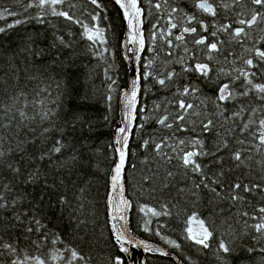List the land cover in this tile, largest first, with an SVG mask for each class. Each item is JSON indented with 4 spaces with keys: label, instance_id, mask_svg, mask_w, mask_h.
I'll use <instances>...</instances> for the list:
<instances>
[{
    "label": "snow or ice",
    "instance_id": "snow-or-ice-1",
    "mask_svg": "<svg viewBox=\"0 0 264 264\" xmlns=\"http://www.w3.org/2000/svg\"><path fill=\"white\" fill-rule=\"evenodd\" d=\"M89 2L96 9L104 8L100 0H89ZM146 2L149 9L155 10L156 21L152 23L150 34L147 36L142 30V18L145 15L143 0H115V3L123 10V17L127 21V40L124 47L131 53V56H125V59H134L138 67L134 69L136 75L131 81L130 90L123 93L124 113L121 121L123 126L116 128L113 144L109 145L117 159L111 168L108 217L112 236L121 254L116 255L111 260V264H128L133 249H142L146 253L158 252L163 256L170 255L169 252L161 248H153L144 240L136 239L129 233L127 212L130 204L125 197L124 173L134 123L138 115L147 111L145 107L138 108V94L145 90L142 85L145 82H151L163 88H170L175 84L177 77L185 73L198 74L208 80L212 79V73L217 74L218 83L213 101L215 104L213 116L215 118L199 119L198 127L202 132L208 133L216 128L217 121L223 120L224 123L231 121V125L224 131L239 147H230V141L224 138L218 140L215 151H209L205 149V142L199 136L188 140L179 139L175 147L170 144L172 137L169 136L160 138L158 142L145 139L141 147L151 146L153 152L169 164L173 159L177 160L180 167L184 169L185 176L191 173L193 176L199 177V182H193L195 190L207 189L212 194V200L226 198L231 202V207L237 209L235 215L231 214L229 209V215L222 219L221 227L224 228V233L219 236H217L215 221L209 222L201 218L198 213L192 212L184 220L186 240L199 246L200 249H211L215 243L214 254L221 264H226L227 258L232 256L236 250L233 242L234 236L250 235L251 240L255 241V244L246 248L241 244L239 251L251 254L255 253L259 246V251L264 253V206L253 207L252 211L238 207V205L246 203L243 193L264 192V185L236 182L229 186L227 195L223 196L221 191L223 184L219 177L224 173L221 171L219 175L213 174L210 177L205 171L207 166L199 162L200 157H213L215 162L219 163L222 157L218 153L222 149H229L231 159L238 162L237 166L244 160L253 159V155L250 154L253 149L264 156V0H193L197 12L202 13L204 17L213 18L211 24H208L201 16L183 12L178 6H173L172 0H146ZM33 7L39 9L37 19H41V22L43 16L50 14L80 25L83 28L82 36L91 42L90 48L96 44L106 43L105 30L95 23L100 19L98 12L90 13L93 22L90 25L80 20L72 11L76 8L72 0H26L25 11ZM221 11H223L226 22L217 23ZM8 14L15 15L13 12ZM16 23H21V21L17 20ZM9 27H13V25L10 24ZM256 30L261 35H254ZM2 31L4 29L0 28V32ZM61 43H64L62 39ZM128 45H132V47H128ZM189 45L192 47L190 48ZM232 45L240 49V53L234 51ZM181 50L183 55L180 54ZM25 51L28 50L25 49ZM105 51L107 49L97 50L95 55L103 57ZM144 53H153V55L148 57L142 55ZM30 55L35 58L39 54L30 53ZM221 56H223L222 62L220 61ZM25 60L27 61V57ZM157 60H159V64L154 67ZM176 64L180 66V72L170 68L171 65ZM214 64L215 66H213ZM34 70L43 71L42 69ZM14 73L15 70L9 64L4 72V77L8 78L10 74ZM65 74L61 69L59 75ZM221 77L225 79H221ZM108 79L110 80L108 87L111 91L116 81L110 76ZM56 87L60 88L59 82ZM50 90L49 85V88L40 91L50 92ZM147 90L151 91V88ZM198 92V88L188 84L183 85L182 88H176L171 99L166 97L162 103L154 106L155 109H163L164 112L163 115L156 117L155 123L174 132L177 130L187 131L186 122L190 116L195 115L198 118L203 116L202 111H196L200 106L187 100V97L195 96ZM65 94H67V90H65ZM23 96V90L14 96H9L7 91L0 92V170L6 169L13 174L14 178L21 177L29 184L38 183L41 179L39 168L29 171L24 177V171L14 162V158L21 146L42 144L39 157L34 151L32 159L47 160L48 165L53 168L51 185L48 183V173H43L45 178L40 196L42 203L45 196L49 194L44 189L66 186L65 172L75 175L76 172L85 170L84 153L77 149L76 143H66L65 138L69 134H75L76 126L79 124L81 128L79 139H87L83 131L87 120L73 112L72 119L65 120L60 126L58 124L61 119L60 113L56 109L44 107L39 109L33 107L34 114L30 116L27 105L19 104V100ZM5 98L10 103H5ZM83 99H87V97L85 96ZM107 99L110 101L111 95ZM251 101L259 103L252 105ZM40 103L43 104V101ZM229 103L235 110L226 114L229 112ZM169 106L172 111H169ZM195 123L193 121L194 125ZM224 123L220 125L222 128ZM135 126L137 129H142L144 124ZM192 130L196 131V128L194 127ZM88 131H91L90 126ZM53 132H59V138L50 140V135ZM217 135L218 138L221 136L220 133ZM5 144L9 146L7 149L4 147ZM166 148L175 155L165 152ZM21 156H23V152ZM256 163L264 165V160L256 161ZM156 174L158 175V173ZM173 176L172 171L166 172L165 177L162 178L164 187H168V178ZM153 178L155 176H144L142 179L145 182H150ZM73 183L75 182L73 181ZM0 188L4 190L0 192V210L12 209L8 226H18L25 234L27 241L25 248H21L18 241L6 242L0 238V257H5L3 264H49L50 260L53 264L57 261H63V264H80V262L90 264L89 259L75 247L65 246L63 250L53 247L47 254L43 253L42 250L46 245L55 246L62 243L61 234L52 233L36 214H29L27 210H18L16 205L22 202L23 197L13 198L9 201L4 195V192L12 191L11 184L0 182ZM74 190L79 192V195L73 198L76 201L75 204L65 194H58L57 204L62 209L70 210L69 219L75 221L79 227L85 224V221L79 217L85 214L82 197L86 190L83 187ZM180 191H184V189H180ZM160 207L161 210L158 211L148 205H141L139 211L157 218L161 215H171L167 204H162ZM209 211L213 215L224 216L223 210L220 213H215L210 207ZM241 222L244 228L243 233L235 227V224ZM149 223L151 221L145 220V232L150 231ZM155 234L171 247L176 249L181 247L175 240L162 235L159 230ZM28 248H32L40 254H31L27 251Z\"/></svg>",
    "mask_w": 264,
    "mask_h": 264
},
{
    "label": "trees",
    "instance_id": "trees-1",
    "mask_svg": "<svg viewBox=\"0 0 264 264\" xmlns=\"http://www.w3.org/2000/svg\"><path fill=\"white\" fill-rule=\"evenodd\" d=\"M72 2L76 5L72 11L86 24L91 25L93 23L90 13H100V19L95 23L105 30V44H96L90 48L91 42L82 36L83 28L78 24L64 20L62 17L49 14L43 16L41 22V19H37L39 9L33 7L25 11L26 0H0V28L4 29L0 32V92L7 91L9 96H14L23 90L24 96L20 98L19 104L27 105L30 116L34 114L33 107L37 109L42 107L53 108L60 113L61 119L58 121L60 126L65 120L70 121L72 119L73 112L86 118L87 123L84 125L83 131L87 139H79L81 132L79 124L76 126V133L69 134L65 138L66 143H76L77 149L84 153L85 170L76 172L75 175L65 172L66 186L44 189L49 194L41 203L40 196L45 178L43 173H48L47 179L51 185L53 168L48 165L47 160L32 159L34 151L39 157L42 144H27L21 146L20 151L15 155L14 162L22 168L24 177L29 171L39 168L41 172L40 181L29 184L25 179L14 178L12 173L3 169L0 170V182L13 186L12 191L4 192L9 201L13 198L23 197L22 202L16 205L18 210H27L29 214H36L52 233L61 234L62 243L55 246L46 245L42 250L43 253L47 254L53 247L63 250L65 246H70L78 248L89 259L90 264H111V260L116 255L121 254L108 225L105 196L109 187L111 168L116 160V155L109 145L113 144L114 132L119 126V94L126 87L128 76V67L121 52L125 23L121 10L111 0H100V3L104 5L103 9H96L89 0H72ZM172 4L178 6L183 12L201 16L208 24L213 21L212 17H204L202 13L197 12L193 0H172ZM143 7L145 9L143 31L147 36L150 34L152 23L156 22L155 10L149 9L146 0H143ZM9 12H13L15 15H9ZM17 20H20L21 23L17 24ZM222 22H226L223 11L217 18V23ZM10 24L13 27H9ZM254 35L258 36L261 33L256 30ZM61 39L64 43H61ZM189 47L192 46L189 45ZM232 48L240 53V49L236 48L235 45H232ZM104 49L107 51L104 52L103 57L95 55L97 50L103 51ZM30 53H38L39 55L33 58ZM180 54L183 55L182 50ZM142 55L151 57L153 53ZM25 57H27V61ZM220 61H223V56L220 57ZM9 64L12 65L15 73L5 78L4 72ZM158 64L159 60L156 61L154 67ZM170 68L180 72L178 64L171 65ZM34 69H42L43 71L37 72ZM61 69L66 73L63 76L59 75ZM253 70L255 71V69ZM211 75L212 79L208 80L198 74L185 73L177 77L175 84L170 88H163L151 82H145L142 85L145 90L139 94L138 108L145 107L147 111L138 115L135 125L144 124V127L137 129L134 126L129 142V155L125 170L127 196L132 207L131 229L135 235L167 247L186 264H221V261L214 254L215 243L211 249H200L199 246L185 239V218L192 212H196L201 218L209 222L215 221L217 236H219L224 233V228L221 227L222 219L229 215V209L233 215L236 214L237 209L231 207V202L226 198L212 200V194L207 189L195 190L193 182H199L198 176H193L191 173L185 176L184 169L180 167L177 160L173 159L169 164L157 156L151 146L141 147V145L145 139L158 142L160 138L169 136L172 137L170 144L175 147L179 139L188 140L199 136L205 142V149L209 151H215L218 140L224 138L230 141V147H239L232 137L225 134L224 131L231 125V121L227 123H224L223 120L217 121L216 128L208 133L202 132L198 127L199 119L215 118L213 116L215 112L213 101L218 80L216 73ZM109 76L116 81L111 91L108 87ZM221 79L225 78L221 77ZM57 82L60 84L59 89L56 87ZM186 84L199 89L195 96H189L187 100L199 105L200 107L196 111H202L203 116L199 118L195 115L190 116L186 122L187 131L177 130L174 132L162 128L155 123V119L164 114L163 109L157 110L154 106L162 103L166 97L171 99L176 88H182ZM49 85L50 92L40 91L49 88ZM148 88H151V91H148ZM65 90H67V94H65ZM109 95L112 97L110 101L107 99ZM85 96L87 99H83ZM40 101H43V104ZM5 103H10V101L5 98ZM258 103V101L250 102L252 105ZM228 109L229 112L226 114L235 110L231 103L228 104ZM169 111H172L170 106ZM193 121L196 122L195 125ZM222 123H224L223 128L220 126ZM89 126L91 131H88ZM194 127L196 131L192 130ZM218 133L221 134L219 138ZM237 135H239L238 132ZM56 138H59V132L51 133L50 140ZM4 147L7 149L9 146L5 144ZM164 151L170 155H175L168 148ZM22 152L23 156H21ZM250 154L253 155V159L244 160L239 166H237L238 162L231 159L229 149H222L218 153L222 157L219 163L215 162L213 157H200L199 162L207 166L205 171L210 177L213 174L219 175L221 171L224 173L219 178L223 184L222 195L226 196L229 186L236 182L264 185V165L256 163V161L264 160V156L257 153L255 149ZM167 171H172L174 176L168 178V187H164L162 178L165 177ZM144 176H155V178L150 182H145L142 179ZM79 187L86 190L82 197L85 214L79 217L85 221V224L77 227L76 222L69 219L70 210L62 209L57 204V200L58 194H65L75 204L76 201L73 198L79 195V192L74 189ZM180 189H184V191H180ZM3 191L0 188V192ZM243 195L246 203L238 205V207L252 211L253 207L264 206V192L255 191L243 193ZM162 204L169 206L171 215H161L157 218L139 211L141 205H148L160 211ZM210 207L215 213H220L223 210L224 216L211 214ZM11 212V208L7 211L0 210V221H3L0 223V238L6 242L18 241L19 246L25 248L27 244L25 234L18 226H8V221L11 220ZM145 220L151 221L148 224L150 229L148 232L144 231ZM235 227L241 233L244 232L242 222L235 224ZM157 230L162 235L175 240L181 247L176 249L166 244L160 236L155 234ZM233 242L236 250L232 256L227 258L226 264H264V253L259 251V246H257L255 253L249 254L239 251L241 244L245 248L255 244L250 235L234 236ZM27 251L31 254H40L32 248H28ZM137 254L138 251L132 250L130 260L135 261ZM4 259L5 257H0V264H3ZM146 260L148 264H174L167 257H147ZM49 264H53V262L50 260ZM55 264H63V261H57Z\"/></svg>",
    "mask_w": 264,
    "mask_h": 264
},
{
    "label": "water",
    "instance_id": "water-1",
    "mask_svg": "<svg viewBox=\"0 0 264 264\" xmlns=\"http://www.w3.org/2000/svg\"><path fill=\"white\" fill-rule=\"evenodd\" d=\"M113 1L115 2V0H113ZM121 11H122V13H123V10H122V9H121ZM123 19H124V18H123ZM124 22H125V32H124V37H123V40H122V43H121L122 55H123V58H124V60H125V62H126V64H127V66H128V62L130 61V63H131V67L135 69V68L138 67V66L135 64L134 59H127V60L125 59V56H129V55H128L127 48L124 47V44H125V42H126V40H127V31H128V29H127V21H126L125 19H124ZM142 30H143V23H142ZM128 47H132V45H128ZM130 56H131V55H130ZM133 72H134V73H129V72H128V76H127V85H126V87H125L124 89H122V90L120 91V95H119V98H120L119 106H120V116H121V121L123 120V113H124L123 93H124L125 91H129L130 88H131V81L135 78V75H136L135 71H133ZM128 80H129V83H128ZM139 94H140V93H139ZM139 94H138V101H139ZM138 104H139V103H138ZM121 121H120L118 127L123 126L122 123H121ZM134 126H135V123H134ZM134 126H133V129H134ZM131 136H132V134H131ZM131 136H130V140H131ZM114 137H115V133H114ZM130 140H129V142H130ZM127 161H128V159H127ZM113 166H114V165H113ZM126 166H127V163H126ZM126 166H125V167H126ZM124 178H125V173H124ZM125 189H126V191H125V197L129 200V198H128V196H127L126 178H125ZM109 191H110V184H109V187H108V189H107L106 196H105V203H106V210H107L108 225H109L110 230H111V223H110V221H109V217H108V193H109ZM129 204H130V207H129L128 212H127L128 221H129L127 227H128V231H129V233H130L132 236H134L136 239L144 240L146 243L150 244L153 248H161V249H163V250L169 252L170 255H169V256H163V255H161V254L158 253V252H147V253H146V252H143L142 249H140L139 251H138V249H133V250H135V251H138V254H137V256H136L135 261H133V260H128V264H147L146 256H149V255H155V256H159V257H163V258L167 257V258H169L174 264H186V263L183 262V261H182V260H181V259H180V258L174 253V252H172L171 250H169V249L166 248L165 246H163V245H161V244L154 243V242H150V241L145 240V239L140 238V237H137V236L133 233V231H132V229H131V227H130V217H131V210H132L130 200H129ZM112 237H113V236H112ZM113 240H114V238H113ZM139 253L142 254L140 257L138 256Z\"/></svg>",
    "mask_w": 264,
    "mask_h": 264
},
{
    "label": "bare ground",
    "instance_id": "bare-ground-1",
    "mask_svg": "<svg viewBox=\"0 0 264 264\" xmlns=\"http://www.w3.org/2000/svg\"><path fill=\"white\" fill-rule=\"evenodd\" d=\"M112 2H114L113 0H111ZM115 3V2H114ZM116 4V3H115ZM116 6L119 8V6L116 4ZM120 9V8H119ZM121 10V9H120ZM121 13H122V11H121ZM122 16H123V13H122ZM124 18V17H123ZM125 23V22H124ZM128 72L129 73H134L133 71H134V68H132L131 67V63H130V61L128 62ZM128 83H129V80H128ZM120 95V94H119ZM119 101H120V98H119ZM121 118V117H120ZM116 159H117V157H116ZM109 184H110V180H109ZM140 249H138V251H139Z\"/></svg>",
    "mask_w": 264,
    "mask_h": 264
},
{
    "label": "rangeland",
    "instance_id": "rangeland-1",
    "mask_svg": "<svg viewBox=\"0 0 264 264\" xmlns=\"http://www.w3.org/2000/svg\"><path fill=\"white\" fill-rule=\"evenodd\" d=\"M195 227V226H194ZM142 254L139 253V257L141 256ZM152 257H158V258H163V257H159V256H152Z\"/></svg>",
    "mask_w": 264,
    "mask_h": 264
},
{
    "label": "flooded vegetation",
    "instance_id": "flooded-vegetation-1",
    "mask_svg": "<svg viewBox=\"0 0 264 264\" xmlns=\"http://www.w3.org/2000/svg\"><path fill=\"white\" fill-rule=\"evenodd\" d=\"M177 255V254H176Z\"/></svg>",
    "mask_w": 264,
    "mask_h": 264
}]
</instances>
